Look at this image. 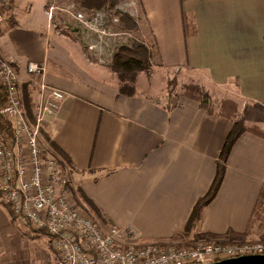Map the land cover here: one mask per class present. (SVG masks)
<instances>
[{
  "label": "crops",
  "instance_id": "obj_1",
  "mask_svg": "<svg viewBox=\"0 0 264 264\" xmlns=\"http://www.w3.org/2000/svg\"><path fill=\"white\" fill-rule=\"evenodd\" d=\"M139 3L158 47V64L171 76L176 71L204 78L208 85H199L206 92L234 88L244 104L239 113L250 128L262 131L238 139L216 198L189 235L185 227L216 177L233 127L230 120L208 114L191 99L165 97V72H154L151 85L139 75L135 95H120L115 74L91 64L44 22L37 24V15L21 18L20 10L19 21L12 17L13 22L0 26V54L14 62L32 101H38L41 83L67 93L46 132L71 162L67 169L75 192L96 206L105 223L123 230L125 238L143 244L175 243L182 237L192 244L263 241L264 0ZM29 63L45 72L30 75ZM11 215L0 198V245L11 229Z\"/></svg>",
  "mask_w": 264,
  "mask_h": 264
},
{
  "label": "built area",
  "instance_id": "obj_2",
  "mask_svg": "<svg viewBox=\"0 0 264 264\" xmlns=\"http://www.w3.org/2000/svg\"><path fill=\"white\" fill-rule=\"evenodd\" d=\"M13 0H0V26L12 18ZM30 75L43 66L30 63ZM0 85L7 99L0 109V198L13 215L35 232L45 233L57 264H210L231 258L264 255V240L200 241L185 245L125 238L123 230L101 222L77 201L70 171L42 132L61 110L67 93L45 83L28 114L14 62L0 54ZM76 202H75V200Z\"/></svg>",
  "mask_w": 264,
  "mask_h": 264
},
{
  "label": "rangeland",
  "instance_id": "obj_3",
  "mask_svg": "<svg viewBox=\"0 0 264 264\" xmlns=\"http://www.w3.org/2000/svg\"><path fill=\"white\" fill-rule=\"evenodd\" d=\"M39 1L13 0V20L17 21L18 19L19 21L22 17L33 20L34 16L37 15V24L44 22L49 28L48 31L59 37L68 38L76 45L91 64L97 65L99 68L108 70L111 73H113L111 70L113 56L122 46L130 47L135 41H144L148 44L153 56L150 60V73L141 72L139 75H141L145 83L148 80L151 85V82L155 79L152 76L155 74L154 72H156V75H164L162 72H165L167 79H169L165 97L169 94L178 98V101L189 99L184 96L185 87L196 86L201 89V100L204 99L203 95L205 94L208 99L207 106H212L214 113L219 112L220 105L224 106L225 103H229L234 107L237 106L239 112L240 108L243 107V101L234 88L230 87L225 90L215 88L210 92H206L205 88L202 87V85H208L204 78H196L194 80L192 73L183 72L182 77L176 71L171 76L170 70H165L158 64V47L147 31V24L141 11L142 7L139 0H136L135 4L131 2L132 0H124L113 10L102 9L98 11L84 9L81 5L82 0H46L43 2L44 6L38 9L41 6ZM19 10L20 13H23L22 15L18 14ZM117 12L136 14L134 19L137 22L138 29L133 31L124 29V25L120 20L121 16H118ZM43 14L44 20L41 19ZM17 15H20L21 18H18ZM8 22H13L12 18ZM194 81L198 84H195ZM192 93L196 92L192 90ZM176 98L175 100H177ZM31 109L33 115L32 104ZM239 117L244 119L241 113H239ZM75 195L77 201H79V198H81L79 193L76 192ZM97 218L105 223L101 218ZM10 220L7 225L11 229L6 233L3 245H0V264H57L58 256L53 251L50 245V238L46 233L33 231L21 223L19 219L13 217V215L10 216ZM187 241V237H182L174 244H182Z\"/></svg>",
  "mask_w": 264,
  "mask_h": 264
},
{
  "label": "trees",
  "instance_id": "obj_4",
  "mask_svg": "<svg viewBox=\"0 0 264 264\" xmlns=\"http://www.w3.org/2000/svg\"><path fill=\"white\" fill-rule=\"evenodd\" d=\"M124 0H82L81 5L84 9L88 10H102V9H108L113 10L116 7L120 5L121 2ZM117 15L121 16L120 20L122 21L124 25V29L126 30H137V22L136 20L130 16L129 14H122L120 12H117ZM153 54L150 51V48L146 45V43L143 41L141 42H134L130 47L128 46H122L113 56V61L111 65V70L116 76L118 77L120 81V95L131 97L135 95V86L137 84L138 75L141 72H147L150 73L151 69V63L150 60L152 58ZM195 91L196 93H192L191 91ZM201 89L196 86H187L184 90V96L187 98L194 100L198 103H200V107L207 111L208 114L213 115L217 114L221 117H224L228 120H230L233 123V127L231 132L229 133L227 139L225 140L223 149L221 151V155L217 161V173L216 177L208 191V193L200 198L198 202L196 203L191 216L187 222V225L185 227V234L189 235L193 230H195L199 224L202 221L203 218V212L205 208L212 203V201L216 198L221 185L223 183V180L225 178V173L227 170L228 160L230 157V154L232 152V149L238 139L246 132L252 131L254 133H257L259 135L261 134V130L257 128H250L246 121L243 118L239 117V111L237 109V106L234 107L229 103H225L224 106L220 105L219 112L214 113L212 110V106H207L208 99L206 98L205 94L203 95L204 99L201 100ZM7 99V91L6 88L2 85H0V109L4 105ZM23 99L25 108L28 112V114L32 117V109L31 104L32 100L30 97V93L27 90V88H23ZM230 108V109H229ZM229 110V111H227ZM47 124H45L42 128L43 135L45 137V140L49 142L51 147L54 149V151L61 157L63 160L64 166L67 168L69 165L71 167V162L69 161L68 157L59 149V147L52 141L48 133L46 132ZM7 130L10 133V127L8 125H2L1 119H0V131L1 130ZM75 191V190H74ZM76 192L79 193L82 200L89 206V208L94 212V214L102 218V215L100 211L96 208V206L88 201L82 193L76 190ZM75 192V193H76ZM82 200L79 199L81 202ZM84 205V204H83ZM45 233V231H42Z\"/></svg>",
  "mask_w": 264,
  "mask_h": 264
},
{
  "label": "water",
  "instance_id": "obj_5",
  "mask_svg": "<svg viewBox=\"0 0 264 264\" xmlns=\"http://www.w3.org/2000/svg\"><path fill=\"white\" fill-rule=\"evenodd\" d=\"M210 264H264V255L244 256L231 258Z\"/></svg>",
  "mask_w": 264,
  "mask_h": 264
}]
</instances>
